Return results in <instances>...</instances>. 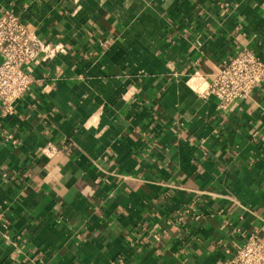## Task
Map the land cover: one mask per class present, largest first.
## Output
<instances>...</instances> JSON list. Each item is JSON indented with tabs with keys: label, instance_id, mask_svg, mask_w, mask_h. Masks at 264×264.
Returning a JSON list of instances; mask_svg holds the SVG:
<instances>
[{
	"label": "crops",
	"instance_id": "1",
	"mask_svg": "<svg viewBox=\"0 0 264 264\" xmlns=\"http://www.w3.org/2000/svg\"><path fill=\"white\" fill-rule=\"evenodd\" d=\"M57 48L0 102V264H226L264 237V84L202 89L264 0H0Z\"/></svg>",
	"mask_w": 264,
	"mask_h": 264
},
{
	"label": "built area",
	"instance_id": "2",
	"mask_svg": "<svg viewBox=\"0 0 264 264\" xmlns=\"http://www.w3.org/2000/svg\"><path fill=\"white\" fill-rule=\"evenodd\" d=\"M57 48L36 34L25 20L12 9L0 14V102L5 111L14 108L33 84L29 68L38 60H51ZM201 88L213 95L221 109H227L236 100L249 98L264 84V58L257 50L244 49L224 61L216 74ZM226 264H264V237L254 231L239 247L228 250Z\"/></svg>",
	"mask_w": 264,
	"mask_h": 264
}]
</instances>
